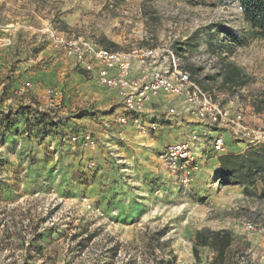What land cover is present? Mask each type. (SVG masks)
<instances>
[{"label":"rangeland","instance_id":"374dc122","mask_svg":"<svg viewBox=\"0 0 264 264\" xmlns=\"http://www.w3.org/2000/svg\"><path fill=\"white\" fill-rule=\"evenodd\" d=\"M212 26L243 44L221 35L214 53ZM55 35L120 52L177 45L196 81L222 103L237 98L249 126L264 135V41L252 35L239 0H0V264H161L170 250L177 264H191L194 235L202 229L232 232L226 264H264V199L253 189L221 185L212 149L219 135L227 139V153L249 143L184 115L168 117L165 105H180L173 97H162L146 115L159 122L157 133L122 127L115 121L123 110L117 91L78 70L54 47ZM222 58L252 81L228 90ZM47 89L61 92V108L43 98ZM192 129L203 168L187 187L158 152ZM72 133H91L99 147L73 152L65 145L58 155L47 148L53 134ZM85 198L101 212L89 209ZM146 232L160 233L157 259L141 240ZM213 257L200 248L199 264Z\"/></svg>","mask_w":264,"mask_h":264},{"label":"built area","instance_id":"2783aa9c","mask_svg":"<svg viewBox=\"0 0 264 264\" xmlns=\"http://www.w3.org/2000/svg\"><path fill=\"white\" fill-rule=\"evenodd\" d=\"M53 38L56 50L73 60L78 70L95 76L101 85L117 91L123 110L115 113V121L122 127L135 128L148 135L157 133L159 122L148 120L146 115L153 105L162 104V97H173V100L180 101V105L171 102L165 105L164 111L170 118L184 115L207 131L219 127L235 139L249 143L246 149L264 142L263 133L249 126L243 104L237 98L222 103L218 97L206 91L192 73L185 69L174 48L143 47L120 52L102 48L89 40L63 35H55ZM168 63L170 67L166 66ZM31 87L32 84L27 82L23 89L29 90ZM43 98L49 101L50 106L61 108L58 103L61 99L60 91L47 89ZM253 117L257 115L253 114ZM195 130L192 129V135L187 138L167 142L158 152V159L169 174L187 187L193 184L203 168L201 146ZM49 140L47 148L55 155L62 152L65 145L73 152L96 150L99 147L91 133L53 134ZM226 140L223 135L213 139L212 149L218 158L227 154ZM84 200L89 209L101 212L86 198ZM244 226L250 231L256 229L251 222Z\"/></svg>","mask_w":264,"mask_h":264},{"label":"trees","instance_id":"16d2710c","mask_svg":"<svg viewBox=\"0 0 264 264\" xmlns=\"http://www.w3.org/2000/svg\"><path fill=\"white\" fill-rule=\"evenodd\" d=\"M243 19L249 25L252 35L255 38L264 41V0H239ZM215 27V29H213ZM209 29V46L216 53L217 43H213L221 35L232 44L242 45V41L237 39L230 31L222 26H212ZM213 31V32H212ZM191 40V39H190ZM189 44V42L187 43ZM174 50L179 53L182 49L177 50V45L173 46ZM221 77L223 86L228 90L234 91L248 85L252 78L245 73L239 66L233 62L227 61L225 58L220 59ZM195 72L194 70H192ZM264 103V101L262 100ZM32 109V107H29ZM257 111H261V107L256 105ZM9 121V118L6 119ZM50 127H54L53 121L49 123ZM220 173V184L223 186H239L244 188L246 192L253 189L255 195L260 199H264V142L251 146L243 152H230L222 154L218 158ZM146 234L141 239L147 244V248L151 251V255L157 259V250L162 246H156L155 240L160 241V233L158 235ZM155 236V237H154ZM90 239V238H89ZM234 242L232 232L228 230H198L193 240V255L195 262L200 263V248H208L213 251L214 257L209 264H226L227 252ZM116 250V249H115ZM169 258L164 257L161 264H177L176 256L169 251Z\"/></svg>","mask_w":264,"mask_h":264},{"label":"crops","instance_id":"0c3cea01","mask_svg":"<svg viewBox=\"0 0 264 264\" xmlns=\"http://www.w3.org/2000/svg\"><path fill=\"white\" fill-rule=\"evenodd\" d=\"M243 151H245V149ZM243 151H239V152H243Z\"/></svg>","mask_w":264,"mask_h":264}]
</instances>
